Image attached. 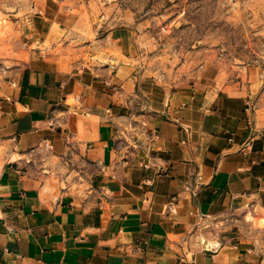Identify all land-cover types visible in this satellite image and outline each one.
I'll return each mask as SVG.
<instances>
[{
    "label": "crops",
    "instance_id": "0c3cea01",
    "mask_svg": "<svg viewBox=\"0 0 264 264\" xmlns=\"http://www.w3.org/2000/svg\"><path fill=\"white\" fill-rule=\"evenodd\" d=\"M117 47L0 54V264H264V83L151 96Z\"/></svg>",
    "mask_w": 264,
    "mask_h": 264
},
{
    "label": "rangeland",
    "instance_id": "374dc122",
    "mask_svg": "<svg viewBox=\"0 0 264 264\" xmlns=\"http://www.w3.org/2000/svg\"><path fill=\"white\" fill-rule=\"evenodd\" d=\"M36 44L82 63L96 49L131 50L151 96L199 72L241 69L264 83V0H0L1 57L25 58Z\"/></svg>",
    "mask_w": 264,
    "mask_h": 264
}]
</instances>
